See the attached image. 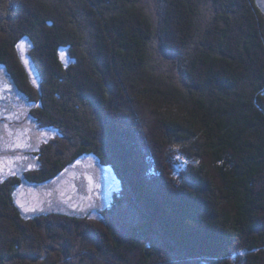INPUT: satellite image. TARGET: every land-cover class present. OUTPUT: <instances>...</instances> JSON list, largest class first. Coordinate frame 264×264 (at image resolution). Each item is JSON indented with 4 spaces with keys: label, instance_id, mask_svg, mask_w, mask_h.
Here are the masks:
<instances>
[{
    "label": "trees",
    "instance_id": "obj_1",
    "mask_svg": "<svg viewBox=\"0 0 264 264\" xmlns=\"http://www.w3.org/2000/svg\"><path fill=\"white\" fill-rule=\"evenodd\" d=\"M0 68L60 134L0 185V264H264L260 0H0ZM89 155L131 235L17 207L18 186Z\"/></svg>",
    "mask_w": 264,
    "mask_h": 264
},
{
    "label": "rangeland",
    "instance_id": "obj_2",
    "mask_svg": "<svg viewBox=\"0 0 264 264\" xmlns=\"http://www.w3.org/2000/svg\"><path fill=\"white\" fill-rule=\"evenodd\" d=\"M264 7V0H260ZM20 50L30 76L37 80L28 56L30 44ZM35 104L28 101L0 68V185L12 182L15 177L23 179L28 172L41 168L40 149L52 144L60 134L40 125L32 116ZM10 117V119H6ZM7 125V127H5ZM95 156L79 158L59 177L49 183L36 185L24 182L15 190L14 199L26 219L40 215L61 214L105 224L131 235L134 213H129L124 201L107 220L103 213L109 209L113 198L120 194V184L112 170L101 166ZM123 217H122V216ZM105 219V220H104ZM138 220V219H137ZM117 222L121 228L118 229Z\"/></svg>",
    "mask_w": 264,
    "mask_h": 264
},
{
    "label": "snow or ice",
    "instance_id": "obj_3",
    "mask_svg": "<svg viewBox=\"0 0 264 264\" xmlns=\"http://www.w3.org/2000/svg\"><path fill=\"white\" fill-rule=\"evenodd\" d=\"M24 48H25V42L21 41V43L18 45V49L23 51ZM25 63H27V61H25ZM6 119H10V117H6ZM5 127H7V125H5Z\"/></svg>",
    "mask_w": 264,
    "mask_h": 264
}]
</instances>
